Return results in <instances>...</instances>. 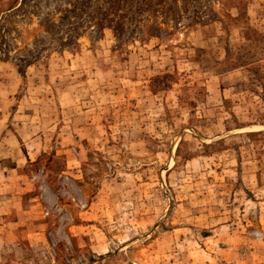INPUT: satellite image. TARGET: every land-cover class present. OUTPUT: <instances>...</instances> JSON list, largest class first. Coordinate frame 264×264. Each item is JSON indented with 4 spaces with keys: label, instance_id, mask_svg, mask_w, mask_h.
Masks as SVG:
<instances>
[{
    "label": "rangeland",
    "instance_id": "374dc122",
    "mask_svg": "<svg viewBox=\"0 0 264 264\" xmlns=\"http://www.w3.org/2000/svg\"><path fill=\"white\" fill-rule=\"evenodd\" d=\"M0 264H264V0H0Z\"/></svg>",
    "mask_w": 264,
    "mask_h": 264
}]
</instances>
